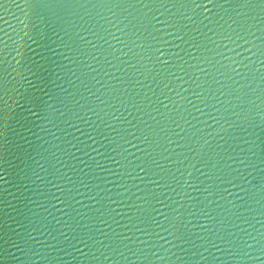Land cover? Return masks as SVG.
<instances>
[{"label":"water","instance_id":"obj_1","mask_svg":"<svg viewBox=\"0 0 264 264\" xmlns=\"http://www.w3.org/2000/svg\"><path fill=\"white\" fill-rule=\"evenodd\" d=\"M0 264H264V0H0Z\"/></svg>","mask_w":264,"mask_h":264}]
</instances>
